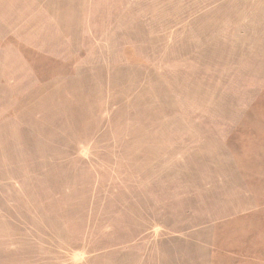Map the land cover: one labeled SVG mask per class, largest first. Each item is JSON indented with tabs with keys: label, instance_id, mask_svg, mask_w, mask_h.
Returning <instances> with one entry per match:
<instances>
[{
	"label": "rangeland",
	"instance_id": "obj_1",
	"mask_svg": "<svg viewBox=\"0 0 264 264\" xmlns=\"http://www.w3.org/2000/svg\"><path fill=\"white\" fill-rule=\"evenodd\" d=\"M0 264H264V0H0Z\"/></svg>",
	"mask_w": 264,
	"mask_h": 264
}]
</instances>
